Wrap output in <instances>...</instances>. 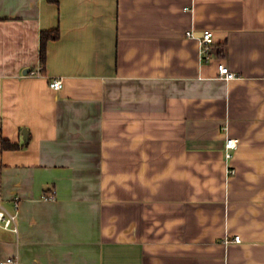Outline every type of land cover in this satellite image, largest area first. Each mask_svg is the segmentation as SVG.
Wrapping results in <instances>:
<instances>
[{
    "label": "crops",
    "instance_id": "crops-1",
    "mask_svg": "<svg viewBox=\"0 0 264 264\" xmlns=\"http://www.w3.org/2000/svg\"><path fill=\"white\" fill-rule=\"evenodd\" d=\"M15 197L0 260L264 264V0H0V203Z\"/></svg>",
    "mask_w": 264,
    "mask_h": 264
},
{
    "label": "built area",
    "instance_id": "built-area-1",
    "mask_svg": "<svg viewBox=\"0 0 264 264\" xmlns=\"http://www.w3.org/2000/svg\"><path fill=\"white\" fill-rule=\"evenodd\" d=\"M187 36H192V32L189 30L186 32ZM213 32L212 30L206 29L203 31L202 37L200 38L201 44V54L203 59H210V52L213 49ZM219 76L225 79H229L234 77L236 74L232 72L229 67L221 62L218 64ZM33 74L34 71H31ZM50 86L54 89H60L63 86V81L61 78H54L50 82ZM237 146V139L227 137L225 142L226 149V158H230L232 156L231 150ZM233 172V169H231ZM44 200H52L55 199V192L51 190L50 192H45L43 194ZM18 198L15 197L13 200V210H9L6 206L0 203V226L5 229H10L15 232L18 230L17 220H18ZM234 241H240V236L235 235L233 237ZM17 262L12 258H7L5 260H0V264H16Z\"/></svg>",
    "mask_w": 264,
    "mask_h": 264
},
{
    "label": "trees",
    "instance_id": "trees-1",
    "mask_svg": "<svg viewBox=\"0 0 264 264\" xmlns=\"http://www.w3.org/2000/svg\"><path fill=\"white\" fill-rule=\"evenodd\" d=\"M51 2H57V0H50ZM59 29H51V30H42L40 36V50H39V57L42 65L44 66L46 61V44L51 39H57L59 37ZM2 147L4 149H14L17 148V144L9 143L5 140L2 142Z\"/></svg>",
    "mask_w": 264,
    "mask_h": 264
},
{
    "label": "water",
    "instance_id": "water-1",
    "mask_svg": "<svg viewBox=\"0 0 264 264\" xmlns=\"http://www.w3.org/2000/svg\"><path fill=\"white\" fill-rule=\"evenodd\" d=\"M24 138H26V130H23Z\"/></svg>",
    "mask_w": 264,
    "mask_h": 264
}]
</instances>
